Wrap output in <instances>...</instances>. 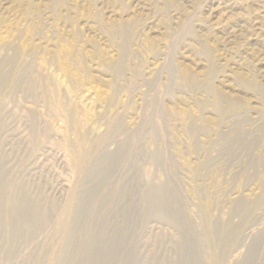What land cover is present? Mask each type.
I'll list each match as a JSON object with an SVG mask.
<instances>
[{"label": "rangeland", "instance_id": "374dc122", "mask_svg": "<svg viewBox=\"0 0 264 264\" xmlns=\"http://www.w3.org/2000/svg\"><path fill=\"white\" fill-rule=\"evenodd\" d=\"M0 264H264V0H0Z\"/></svg>", "mask_w": 264, "mask_h": 264}, {"label": "bare ground", "instance_id": "6f19581e", "mask_svg": "<svg viewBox=\"0 0 264 264\" xmlns=\"http://www.w3.org/2000/svg\"><path fill=\"white\" fill-rule=\"evenodd\" d=\"M68 116H70L69 114H68ZM71 117V116H70ZM67 119H69V117H66ZM73 149V148H72ZM71 151V153L72 154H74V151L73 150H70ZM78 160V159H77Z\"/></svg>", "mask_w": 264, "mask_h": 264}]
</instances>
